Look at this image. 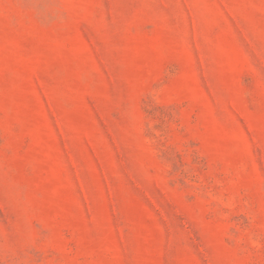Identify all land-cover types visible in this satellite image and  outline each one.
<instances>
[{"label":"rangeland","instance_id":"374dc122","mask_svg":"<svg viewBox=\"0 0 264 264\" xmlns=\"http://www.w3.org/2000/svg\"><path fill=\"white\" fill-rule=\"evenodd\" d=\"M0 264H264V0H0Z\"/></svg>","mask_w":264,"mask_h":264}]
</instances>
